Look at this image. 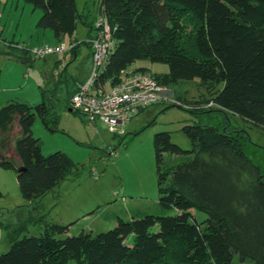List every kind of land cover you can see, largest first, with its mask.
Returning a JSON list of instances; mask_svg holds the SVG:
<instances>
[{"label":"trees","instance_id":"1","mask_svg":"<svg viewBox=\"0 0 264 264\" xmlns=\"http://www.w3.org/2000/svg\"><path fill=\"white\" fill-rule=\"evenodd\" d=\"M24 1L42 11L38 27L52 30L59 41L68 37L77 44L78 22L88 25L75 0ZM100 12L114 29L115 48L98 83L118 84L120 73L138 61L167 65L165 76H155L161 85L200 79L210 93L206 104L264 129V0H101ZM186 36L193 52L183 45ZM77 90L68 92V110ZM46 98L43 92V102L34 107L12 101L0 109V134L15 124L17 130V157L7 155L8 138L3 139L0 166L13 169V161H19V190L32 204L78 170L62 152L44 156L33 136L37 117L45 128L56 130L57 117L52 119ZM183 132L190 151L173 144L168 132L154 137L159 206L176 210L175 215L120 218L107 232L62 239L58 236L67 235L69 226L50 223L38 237L12 238L0 264H233L235 257L239 264H264L260 168L245 154L241 140L227 131L195 125ZM167 153L191 158L168 172L162 168ZM196 212L206 220L199 222ZM130 236L133 244L127 243Z\"/></svg>","mask_w":264,"mask_h":264},{"label":"rangeland","instance_id":"2","mask_svg":"<svg viewBox=\"0 0 264 264\" xmlns=\"http://www.w3.org/2000/svg\"><path fill=\"white\" fill-rule=\"evenodd\" d=\"M75 1L78 13L88 24L78 22L73 39L79 45L77 57L67 52L34 60L30 51L55 48L61 43L69 48L70 38L59 41L52 30L39 28L42 11L24 0H0V71L3 74L0 97L34 107L43 102L44 92L52 119L57 117L58 124L56 130L50 131L37 117L33 136L40 140L44 156L62 152L78 168L74 176L32 204L19 190V161H13V169L0 166L3 195L0 198V254L8 252L15 236L38 237L50 223L69 226L67 235L58 236L62 239L82 232L93 235L107 232L120 218L175 215L176 210L165 211L158 202L154 137L161 132L170 133L173 144L190 151L191 143L183 132L185 126H211L227 131L241 140L245 154L264 176V129L229 112H220L218 107H207L205 100L210 99V93L200 79L164 85L170 100L133 118L119 135L100 124H89L80 112H70L68 92L91 75L92 55L86 43L95 34L94 22L101 2ZM183 45L193 52L190 37L184 38ZM135 67L153 76H165L169 72L167 65L148 60L136 62ZM1 104L0 109L6 106ZM15 125L11 132L0 134V142L8 138L6 153L12 158L17 157L13 151L17 138ZM190 158L187 154L167 153L163 156L162 168L171 172ZM170 182L171 176H168L167 183ZM196 218L203 222L207 216L196 212ZM133 241L134 237L130 236L127 243L133 244ZM233 264H239L238 257Z\"/></svg>","mask_w":264,"mask_h":264},{"label":"built area","instance_id":"3","mask_svg":"<svg viewBox=\"0 0 264 264\" xmlns=\"http://www.w3.org/2000/svg\"><path fill=\"white\" fill-rule=\"evenodd\" d=\"M94 29L95 35L87 42L92 52L91 75L78 86L70 100V106L72 110L80 112L89 124H100L110 133L119 135L123 133L126 123L133 118L154 105L170 100L169 91L155 76L133 66L120 73V82L114 86L98 83L115 48L114 29L103 12L96 18ZM76 46V43H71L68 48L61 43L55 48L36 49L30 53L36 60L53 54L64 55ZM206 106L217 107L213 103Z\"/></svg>","mask_w":264,"mask_h":264},{"label":"crops","instance_id":"4","mask_svg":"<svg viewBox=\"0 0 264 264\" xmlns=\"http://www.w3.org/2000/svg\"><path fill=\"white\" fill-rule=\"evenodd\" d=\"M98 15H99V9H98V13H97V16H96V18L98 17ZM1 18H2V16H0ZM96 20V19H95ZM95 35V34H94ZM93 35V36H94ZM93 36H91V37H93ZM90 37V38H91ZM19 48V47H18ZM25 50V49H24ZM78 50V49H77ZM74 54V53H73ZM91 54H92V52H91ZM75 57H77V51L75 52ZM8 60H9V58H8ZM133 67H135V64L133 65ZM137 68V67H136ZM138 69H139V67H138ZM0 73H1V71H0ZM2 80H3V74L1 73L0 74V84H1V82H2ZM82 84V83H81ZM81 84H78L77 86H76V88L79 86V85H81ZM5 90V89H4ZM12 100H8L7 98H1L0 97V103H3V104H1V105H7V104H9L10 102H11Z\"/></svg>","mask_w":264,"mask_h":264},{"label":"water","instance_id":"5","mask_svg":"<svg viewBox=\"0 0 264 264\" xmlns=\"http://www.w3.org/2000/svg\"><path fill=\"white\" fill-rule=\"evenodd\" d=\"M70 112L72 111V109L69 110Z\"/></svg>","mask_w":264,"mask_h":264}]
</instances>
